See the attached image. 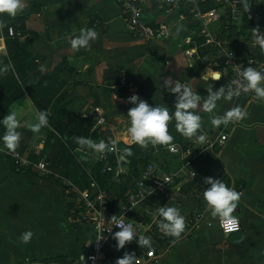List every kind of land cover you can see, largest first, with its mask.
I'll list each match as a JSON object with an SVG mask.
<instances>
[{"label":"crops","instance_id":"crops-1","mask_svg":"<svg viewBox=\"0 0 264 264\" xmlns=\"http://www.w3.org/2000/svg\"><path fill=\"white\" fill-rule=\"evenodd\" d=\"M2 1L8 13L24 24L26 34L19 39L31 37L28 56L38 58L37 83L55 73V83L67 76L61 90H67L62 99L68 109L97 107L104 112L102 107L110 98L122 111L135 109L129 130L135 136L132 142H136L135 119L147 121L154 110L181 103L193 114L208 117V126L217 129L216 139L227 136L215 152L217 166L227 175V190L217 193L218 199L208 193L197 201L199 227L162 252L155 251L154 264H264V106L232 96L223 80L217 79L224 71L209 58L217 51L188 37L189 31L199 29L194 20L190 27L182 26L180 5L166 15L162 0H146L142 22L153 29L164 26L165 34L145 39L127 29L117 0ZM246 1L264 28V0ZM248 23L252 31L244 27L243 20L236 23L233 47L242 56L255 54L264 59V43L256 40V28ZM219 27L214 25L211 30L221 39ZM4 41L0 39V43ZM192 47L197 54L189 57L185 50ZM110 80L126 81L130 85L128 96L109 98L105 88ZM137 80L150 84V95H142L145 89L143 93L139 90ZM17 106L22 108L16 123L31 126L34 145L39 128L47 130V125L37 114L25 118L28 110H34L27 95L11 104V110ZM119 117V122L125 120L120 113ZM185 185L179 183L175 195L180 197L173 204L180 205ZM221 201L230 203L233 212L221 209ZM228 214L240 219L238 233L224 235L220 230L218 220ZM72 222L66 199L55 182L18 167L0 146V264H76L91 240V229L83 220L80 229ZM149 244L143 238L142 251L153 249ZM140 256L145 257L142 252ZM132 258L125 264H135Z\"/></svg>","mask_w":264,"mask_h":264},{"label":"rangeland","instance_id":"rangeland-1","mask_svg":"<svg viewBox=\"0 0 264 264\" xmlns=\"http://www.w3.org/2000/svg\"><path fill=\"white\" fill-rule=\"evenodd\" d=\"M216 2L217 6L221 3L220 1ZM181 7L179 6L178 8L180 9ZM199 8L201 7L199 6ZM190 10L191 7L189 6L187 13L179 11V14H183L184 16L181 23L182 26L186 25L190 27L191 20L196 22L199 31L187 32L188 34L190 33L188 37H195L197 39L195 41L196 44H199L200 39H202L200 36V23L193 18ZM221 39L229 43V47H233L237 39L236 30H233L232 34H230V42L223 36ZM5 57H7V53L3 49L0 54V71L6 69L4 63ZM209 58L212 61L214 60L213 65L220 66L219 60L217 59V52L216 55L212 53ZM9 63L11 64V61ZM67 81V76H62L58 78L57 83H54L51 93L52 98L49 102L50 106L47 107L48 110L53 106L66 109L67 115L64 119L65 122H71L73 120L74 122L81 121L84 123L82 126L80 124L78 125L80 129L77 133L83 138L81 143L75 144L74 148L65 143L69 147L68 149H70V154L72 155V160L67 169H57L53 166L52 161L55 157L56 150H58L57 138L61 140L62 138L48 125L30 99L34 110H28L25 118L32 116L31 114H37L47 125V130H40L39 128L38 131L40 132L36 134L37 137L34 140V145H32L31 141L35 131H33L30 125L24 124L18 126L16 123L18 111L22 107L17 106L11 110L10 105L2 116L1 125L10 130H18V133L14 142L11 144V148L6 147L5 143L1 144V146L7 148L8 154L13 151L23 155L28 153L25 156L28 157L32 165L25 169L31 170L35 174L55 182L57 191L66 199L73 226L80 229L83 226L81 219L77 215V208H75L78 191L87 189L92 184L99 185L97 182V169L99 165L101 166V163L98 161V158L100 155L107 153L110 141H115L117 148L116 154L112 153L114 158L110 162L118 164L120 163L119 160H126L125 153L121 150L119 142L126 146L138 142L139 137L136 142H132V138H135V136L132 130H129L133 122L130 117L137 110L126 109L122 111L116 102L111 101V95L115 97L121 96L123 98L128 96L130 85L126 81L121 83L118 80H110L108 86L105 88V92L110 99L105 100V107H102L104 112L101 110L97 112V107L86 111L80 108L75 110L68 109L63 104L64 101L62 99L65 98L67 90H61ZM164 109H167L168 113L172 115L168 120L163 118V127L161 126V130L156 136L155 141L150 143V139H147L145 145H143V151L150 155L152 154L153 158L160 163L159 165L164 170L175 173V176L173 177L172 183L167 186L165 195L147 207L150 213L142 211L139 215L147 227L144 234L145 240H148L149 245L155 251L159 252H162L176 239L192 234L199 227L196 220L197 201L204 198L208 193L218 199L220 197L217 193L227 190L228 187V181L225 180L227 175H224L225 172H223L221 166H217L218 158L215 156L219 149V144L215 138L217 129L208 126V117L193 114V111L189 108L183 106L181 103H177L175 106L170 105L166 108L154 110L147 121L153 119V115ZM100 113H102L104 122L98 124L97 117ZM119 113L125 119L122 122L117 120L120 118ZM175 119L178 121L181 120V123H179L180 125L176 123L172 127ZM140 121L143 120L138 118L134 120L136 125ZM123 125L125 128H123ZM169 128L173 132L166 133ZM137 131L140 136L139 130ZM171 143L177 144L179 148L178 155L168 154L165 151V146ZM187 150L189 153L185 154L184 152ZM40 160H44L46 163V172H42L36 167ZM125 169L127 172L129 171L127 166ZM168 169L170 170L168 171ZM180 182L186 183V185L182 187V195H184L182 201L179 200L180 205H177L173 204V200L175 198L178 200L180 197L175 195L178 192L177 187ZM171 239L172 241H170Z\"/></svg>","mask_w":264,"mask_h":264},{"label":"built area","instance_id":"built-area-1","mask_svg":"<svg viewBox=\"0 0 264 264\" xmlns=\"http://www.w3.org/2000/svg\"><path fill=\"white\" fill-rule=\"evenodd\" d=\"M183 0H162V9L169 15L174 8L178 7ZM191 7L190 12L193 18L200 23V34L204 37V44L213 46L217 51V59L221 64L224 75H219L217 79H222L224 85L234 97H244L264 106V59L255 54L242 56L234 47H229V43L220 39L211 30L212 26L219 25L222 16L228 11L229 18L233 23H237L243 18L252 22L255 30V38L259 43H264V28L259 25V15L250 10L246 0H216L225 2L224 7H214L201 11L199 3L204 0H184ZM121 14L126 22L127 29L132 34L139 37L152 39L165 34L164 26L157 29L146 26L142 22L143 8L146 0H117ZM2 2L0 0V7ZM9 37L20 36L12 27L7 29ZM1 41L4 35L0 36ZM190 42V39H187ZM185 54L192 57L197 54L196 48H188ZM100 112L99 108H96ZM104 122L102 113L97 117V123ZM226 135L222 134L216 139L218 144H222ZM165 151L171 154H179L177 144L171 143L165 146ZM115 141H110L108 151L99 156L100 172L108 175L110 181L115 185L117 193L119 186L125 180L127 170L121 163L110 162L108 153L116 154ZM188 154L189 151H185ZM15 165L20 168H29L32 163L25 155L13 151L9 153ZM36 167L46 172V163L40 160ZM175 173L165 172L156 160L149 161L140 172L137 179H133L121 194H111L107 188H102L97 184L78 191L75 205L79 218L83 220L91 229V240L86 245V252L76 264H125L127 258L132 256L135 264H154L157 255L154 249L142 251V241L147 229L145 222L137 218L142 211L158 201L165 195L167 186L173 181ZM220 207L224 211L233 212V206L221 201ZM146 212H148L146 210ZM218 226L224 235H231L241 231V221L233 214L223 215L218 220ZM147 232V231H146ZM144 254V258L140 253Z\"/></svg>","mask_w":264,"mask_h":264},{"label":"trees","instance_id":"trees-1","mask_svg":"<svg viewBox=\"0 0 264 264\" xmlns=\"http://www.w3.org/2000/svg\"><path fill=\"white\" fill-rule=\"evenodd\" d=\"M2 5L0 7V36L4 35V45L0 43V54L3 49H5L7 53V57L4 59L5 70L0 71V146L4 145L8 148H11V144L14 142L15 137L17 136L18 130L15 129H7L1 125L2 116L7 110V108L11 105V103L15 102L18 98L23 95H28L29 99L32 101L33 105L36 106L40 115L46 120L48 125L56 131L62 138H57V147L55 157L53 159V166L57 169H67L69 163L72 160V155L70 154V149H68L69 145L74 148L75 144L81 143L83 138L77 133L80 126L84 125L81 121H71L65 122L64 119L67 115L66 109L61 107H50L48 110L47 107L50 106L49 102L52 98V90L53 85L57 79L56 73L53 74L49 79L43 81L42 83H37V77L40 72V65L38 64V58L30 59L28 56V48L31 43V37H27L24 40H20L19 37H9L7 35V29L12 27L15 32H19L20 35L26 34L24 24L22 23L21 18H15L11 16L5 8V3L1 0ZM216 0H204L199 3L201 7V11L208 10L210 8L222 6L227 10L226 3L221 2L219 6L216 4ZM187 1H180L179 5L181 7V11L184 13L188 12L189 4ZM216 4V5H215ZM180 11V12H181ZM244 27L249 28L252 31V27L250 23L247 22L245 18H243ZM220 35L230 40V34H232L233 30L237 32L236 23H233L230 18L228 11L222 16L220 21ZM199 41V45L204 42V37H201ZM149 52L158 57V55L148 49ZM11 61V64L9 63ZM136 85L139 90L142 92L143 96H148L151 94V86L149 83L141 80L136 81ZM149 90V93L146 91ZM171 113H168L167 109L159 111L157 114L153 115V119L149 121H140L137 125V128L140 132V136L138 138V142L133 145L126 146L119 142V146L121 150L125 153L126 160H119V162L123 166H127L129 171L125 175V180L119 186V193H117L115 185L110 181V177L108 175H102L100 172V165L97 169L98 175V184L102 188H107L111 194H121L127 188L128 184L133 180L137 179L140 175L141 169L151 160H155L153 155L144 152L143 145H145L147 139H150V143L155 141L156 136L159 134L161 130V126L163 127L162 120H168L171 116ZM181 123V120H174L172 123V127L174 124ZM180 125V124H179ZM167 129V128H166ZM173 132L171 128H169L166 133ZM152 136V137H151ZM151 137V138H150ZM64 140V141H63ZM67 143V145L65 144ZM165 146V145H164ZM6 152V155L10 157L7 153V148L1 146ZM120 150V151H121ZM144 153V154H143ZM166 153V152H165ZM109 160L114 158L112 153H108ZM31 158V156L29 155ZM137 218H140L137 216ZM172 241V239L170 240Z\"/></svg>","mask_w":264,"mask_h":264},{"label":"water","instance_id":"water-1","mask_svg":"<svg viewBox=\"0 0 264 264\" xmlns=\"http://www.w3.org/2000/svg\"><path fill=\"white\" fill-rule=\"evenodd\" d=\"M84 252H86V249L84 250Z\"/></svg>","mask_w":264,"mask_h":264}]
</instances>
